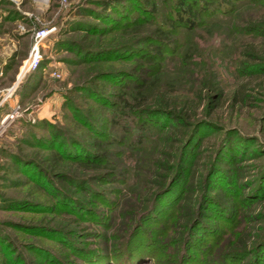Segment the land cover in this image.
I'll use <instances>...</instances> for the list:
<instances>
[{
  "label": "rangeland",
  "instance_id": "obj_1",
  "mask_svg": "<svg viewBox=\"0 0 264 264\" xmlns=\"http://www.w3.org/2000/svg\"><path fill=\"white\" fill-rule=\"evenodd\" d=\"M102 1L0 0V264H264V0L209 7L192 30L180 0L103 17ZM201 89L195 128L162 112Z\"/></svg>",
  "mask_w": 264,
  "mask_h": 264
},
{
  "label": "trees",
  "instance_id": "obj_2",
  "mask_svg": "<svg viewBox=\"0 0 264 264\" xmlns=\"http://www.w3.org/2000/svg\"><path fill=\"white\" fill-rule=\"evenodd\" d=\"M231 1H233V0H220L219 3H215V1L212 3H209L206 0H194V1H191L189 3V2H187V0H180L179 4H178V8H177L178 12L175 15L174 22L180 26L185 25L192 30V29L197 27L199 18L206 12V10L209 7H213V8L218 7L221 9L225 5H227V6L230 5ZM121 2H122V0H104V1H102V5H103L102 17L106 16L105 14L111 8L113 10L118 11L122 6ZM146 4L151 5L152 12L154 13L153 0H146ZM104 20H106V19L103 18V22H104ZM108 20H110V21H108L109 24L113 23V24L117 25V20H115L113 18H110V19L108 18ZM249 25H252V24H249ZM253 25L254 26L257 25L258 27H263L264 23L263 22L262 23H255ZM78 26L83 28V30H85L87 33L90 32L93 35H96V34L102 35V33L107 31V30H103L104 28L102 29L101 27H96V26H92L89 24H85V25L80 24ZM157 35H158L157 36L158 39L156 40V42H157V44H159L158 50H161L163 43L165 42V40L169 39L170 36L167 34H164L162 32H159V31H158ZM98 36H100V35H98ZM157 54H159V53H157ZM247 56H249L250 58H258V56L256 55V52H254L252 49H251V52H247ZM145 59L147 60V61L146 60L144 61L145 65H148V66L154 65L153 61H155V57L148 56V57H145ZM249 65H251V64L245 63V67L248 68ZM142 70H144V69H142ZM205 84L206 83L204 82L203 87L205 86ZM145 89H146V81L143 80L142 84L137 86L136 93H132L131 95H126V93H123L120 95V103H121L120 107L122 110H124L123 112L125 114H126V112H127V114L128 113H130V114L136 113L135 111H136L137 107L135 105H136V103H138V105H140V99H142L141 96H142ZM203 91H204L203 89L199 90L198 93L194 97H192V99L179 100V98H169V99H166L164 97L160 98V102L162 104L161 106H163L162 112L171 114L173 116V118L175 120H177L178 123L182 124L186 128L189 127L190 125H192V128H195L196 125L190 121V117H192V115H190L191 111H192L191 107H193V104L195 105L199 102L200 103L202 102ZM239 91L235 95L237 98L242 96ZM142 125H143L142 127H147V123H143ZM171 139L172 138H170V137L167 138V140L169 142L172 141ZM187 147H188V145L185 147V149H183L182 154L186 150ZM99 159H101V161H106L105 151L102 152ZM88 163L93 164L92 162L91 163L88 162ZM163 169H165V168L161 167V170H163ZM159 177H160V175H159ZM172 182L173 181H171L166 186L162 185L163 183H160L161 187L163 186L162 192L167 191L171 187ZM137 229H138V227H137ZM134 231H135V229H134ZM187 237H188L187 234H184L182 236V234L179 232L177 239H175V243L177 244V251H175V256L178 259V261L183 258V255L186 251V246L188 245V241H189V239H187ZM247 246H248V243H247L246 236H243V237L237 239V241L235 243V247H238L241 249L246 248ZM99 249H101V248H99ZM136 252H137V250H136ZM136 252H134V254H138V252L137 253ZM85 253L86 254H84V257H85L84 264H105L104 263L105 261H103L100 258L101 256H97V255H102L100 250L89 251V252L85 251ZM134 254H132V255H134ZM138 258H140V257H138ZM133 260H135V259L133 258L131 260V262H134Z\"/></svg>",
  "mask_w": 264,
  "mask_h": 264
},
{
  "label": "built area",
  "instance_id": "obj_3",
  "mask_svg": "<svg viewBox=\"0 0 264 264\" xmlns=\"http://www.w3.org/2000/svg\"><path fill=\"white\" fill-rule=\"evenodd\" d=\"M22 30H24V29H22ZM44 35H45V33L38 34L37 35V38L42 39L44 37ZM36 57L34 58V60L32 61V63L29 65V69H33V68L35 69L38 66L39 63H38V59ZM25 68H26V66L24 67V69ZM14 91L15 90H13V89H11L10 91H8V98L12 95V93H14Z\"/></svg>",
  "mask_w": 264,
  "mask_h": 264
}]
</instances>
